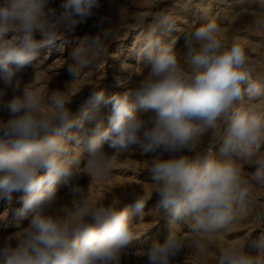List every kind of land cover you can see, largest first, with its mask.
Returning a JSON list of instances; mask_svg holds the SVG:
<instances>
[{
    "label": "clouds",
    "instance_id": "obj_1",
    "mask_svg": "<svg viewBox=\"0 0 264 264\" xmlns=\"http://www.w3.org/2000/svg\"><path fill=\"white\" fill-rule=\"evenodd\" d=\"M104 6L105 0H0V199L23 193L21 211L31 213L27 226L0 239V264H125L135 254L133 217L143 218L153 196L172 230L139 258L174 264L186 248L203 254L210 238L245 220L253 181L264 185V84L253 81L244 49L226 46L214 22L185 34L182 51L175 39L145 35L138 54L148 72L134 89H90L86 139L69 131L75 97L28 86L40 50L89 21L94 34L68 53L70 81L107 55L118 33ZM155 16L156 31L174 30L171 17ZM107 106L105 126L100 113ZM209 133L216 134L214 150H201ZM82 142L83 161L74 150ZM130 150L148 157L151 195H136L131 204L118 195L90 198L82 177L110 175L115 156ZM246 166L255 167L251 180ZM185 217L188 229L178 233ZM262 255L264 233L229 242L216 264H261Z\"/></svg>",
    "mask_w": 264,
    "mask_h": 264
},
{
    "label": "rangeland",
    "instance_id": "obj_2",
    "mask_svg": "<svg viewBox=\"0 0 264 264\" xmlns=\"http://www.w3.org/2000/svg\"><path fill=\"white\" fill-rule=\"evenodd\" d=\"M161 11L174 22L171 33L156 31L155 14ZM102 13L111 18L118 35L110 42L107 55L94 66L84 69L79 80L70 81L65 65L68 53L79 40L86 34H94L92 21L73 34H61L53 44L43 47L34 62V68L25 78L28 86L38 89L44 95L60 89L67 96L75 97L71 108L76 124L69 130L71 133L86 139V129L92 126L84 116V112L90 107V89H102L107 95H111L121 94L137 86L138 81L148 72V64L138 54L139 49L145 35L153 31L165 41L175 39L177 49L182 51L185 34L201 24L214 22L220 28V37L226 46L230 47L235 43L244 49L253 81L264 84V23H258L264 21V0H163L161 3L157 0H105ZM109 115L110 106L104 107L100 116L105 126ZM215 144L216 134L209 133L203 138L200 149L212 151ZM72 146L76 147L74 142ZM84 148L85 144L82 142L79 148L74 149L80 154L82 161L87 155L83 152ZM259 158L264 159V150ZM147 161V156L130 150L115 156L110 175L91 179L84 176L81 183L88 187V194L92 199L118 195L125 203L131 204L136 195L145 198L151 195ZM254 171V166H246V178L251 180V173ZM57 188L61 196L67 193V186L63 181ZM252 192L254 203L245 220L233 225L227 232L210 238L207 251L203 254L191 247L186 248L174 264H216L220 248L229 242H238L264 233V185L253 181ZM22 196L23 193H14L11 200L0 199V239L30 222L31 213L21 211ZM155 204V196L146 203L141 220L148 228L145 233L135 234V254L126 257L125 264H143L139 254L152 242H163L172 230L169 214L158 211ZM133 219L135 222L139 217L134 216ZM189 222L190 217L177 221L180 227L175 230L178 233L186 232ZM261 264H264V255L261 256Z\"/></svg>",
    "mask_w": 264,
    "mask_h": 264
},
{
    "label": "bare ground",
    "instance_id": "obj_3",
    "mask_svg": "<svg viewBox=\"0 0 264 264\" xmlns=\"http://www.w3.org/2000/svg\"><path fill=\"white\" fill-rule=\"evenodd\" d=\"M212 6V5H211ZM180 30V29H179ZM143 220H141V219H137V221H135L134 223H133V229L135 228V230H133L134 231V233L135 234H141V233H145L144 231L148 228H146L145 227V225H144V222H142Z\"/></svg>",
    "mask_w": 264,
    "mask_h": 264
}]
</instances>
